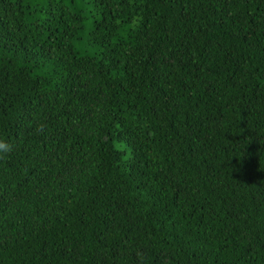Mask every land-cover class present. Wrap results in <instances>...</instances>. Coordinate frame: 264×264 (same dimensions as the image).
<instances>
[{
  "label": "trees",
  "instance_id": "trees-1",
  "mask_svg": "<svg viewBox=\"0 0 264 264\" xmlns=\"http://www.w3.org/2000/svg\"><path fill=\"white\" fill-rule=\"evenodd\" d=\"M0 264H264V0H0Z\"/></svg>",
  "mask_w": 264,
  "mask_h": 264
},
{
  "label": "rangeland",
  "instance_id": "rangeland-1",
  "mask_svg": "<svg viewBox=\"0 0 264 264\" xmlns=\"http://www.w3.org/2000/svg\"><path fill=\"white\" fill-rule=\"evenodd\" d=\"M71 1V0H70ZM84 7V6H83ZM86 7V6H85ZM83 37H84V39L83 38H81V40H80V44H79V46H80V48L82 49V50H86V51H88L89 53H95V52H97V50H98V48H96V47H94V46H92V45H90V44H88V42H87V33H85L84 35H83Z\"/></svg>",
  "mask_w": 264,
  "mask_h": 264
}]
</instances>
